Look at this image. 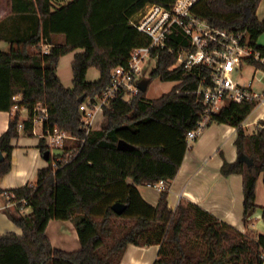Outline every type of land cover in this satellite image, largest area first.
Instances as JSON below:
<instances>
[{"label": "trees", "instance_id": "16d2710c", "mask_svg": "<svg viewBox=\"0 0 264 264\" xmlns=\"http://www.w3.org/2000/svg\"><path fill=\"white\" fill-rule=\"evenodd\" d=\"M260 1L199 0L192 12L214 27L247 32L249 46L264 56V46L256 43L264 31V19L256 16ZM173 2L9 0L10 20L0 21V40L9 44L7 52L0 50V111L17 109L0 135V177L11 167V140L20 132L32 133L35 105L47 109L46 124L56 125L74 140L51 154L40 139L41 154L48 152V166L37 171L35 183L0 188L6 204H14L17 212L29 209L19 215L6 210L21 234L0 235V264H120L128 245H157L153 264L264 263V234L243 233L192 202H180L174 210L168 206L169 181L190 147L185 136L202 113L197 90L210 84L206 67L176 65V50L183 43L179 33L164 48L151 50L156 58L147 78L149 83L156 77L175 82L167 93L147 99L139 91L128 101L118 98L103 107L96 130L86 133L81 125V102L103 93L111 70L126 65L134 48L150 42L128 20L148 3L170 7ZM58 36L63 37L61 43L55 41ZM42 45L49 46L47 53ZM70 52L71 87H65L56 68ZM245 63L264 72L257 61ZM90 68L98 71L94 81L86 80ZM18 95L19 100H14ZM257 102L229 101L211 115L209 123L236 129L238 159L234 163L223 159L220 172L242 177L244 225L258 208L259 177L264 183V123L250 134L241 125ZM20 108L26 109V119L20 120ZM120 140L135 148L118 149ZM161 180L164 189L151 206L137 186ZM114 203L125 205L121 214L112 211ZM50 220L72 221L80 248L66 252L53 247L45 233Z\"/></svg>", "mask_w": 264, "mask_h": 264}, {"label": "crops", "instance_id": "0c3cea01", "mask_svg": "<svg viewBox=\"0 0 264 264\" xmlns=\"http://www.w3.org/2000/svg\"><path fill=\"white\" fill-rule=\"evenodd\" d=\"M2 11L3 9L0 8V20ZM257 18L263 19L259 16ZM56 38H61L63 41L62 36ZM256 43L264 46V31L257 37ZM241 68L242 65L238 70ZM260 71L263 73L262 78H259L260 85H253V81L240 85L252 92L261 94L264 91V72ZM257 101L254 109L241 124L247 134L252 133L259 123H264V96ZM15 111L14 109L11 112L0 111V135L7 129L9 120ZM18 112L20 120L27 118L26 109L20 108ZM97 128L95 127L94 130ZM40 132V126L35 124L31 134L25 135L20 132L18 137L11 140L13 148L11 167L8 173L0 177L2 190L35 183L37 171L48 166L47 159L39 149ZM235 137L236 129L234 127L217 123L208 124L192 142L183 157L176 176L169 181L167 203L169 208L174 210L180 202H192L243 233H248V229H253L256 230L255 234H264V231H259V229L264 228V221L261 217L262 209L257 204L258 208L249 217L247 225L242 222L241 175L224 176L220 172L223 159L229 163H234L238 159L237 149L234 145ZM137 189L146 203L151 206L156 205L160 190L147 184L139 185ZM6 210L11 214L19 215L29 212V209L17 212L14 204H6L4 194H0V235L6 233L20 235L21 229L9 219ZM45 233L51 245L57 249L72 252L80 248L75 226L70 220H50ZM157 252V245L145 247L128 245L120 264H153Z\"/></svg>", "mask_w": 264, "mask_h": 264}, {"label": "built area", "instance_id": "2783aa9c", "mask_svg": "<svg viewBox=\"0 0 264 264\" xmlns=\"http://www.w3.org/2000/svg\"><path fill=\"white\" fill-rule=\"evenodd\" d=\"M198 1L174 0L170 7L148 3L128 20V23L146 35L150 42L147 46L134 48L126 65L111 70L109 83L103 93L81 102V125L86 133L94 130L95 115L97 112L102 115L104 106L118 98L128 101L138 95V82L147 78L142 77L143 65L147 59L156 58L151 57V50L164 48L168 39L175 33H179L183 39V43L176 50V65H183L185 68L198 65L210 70V84L201 85L197 90L203 109L195 128L185 136L188 146L210 123L211 115L218 112L227 102L259 100L264 96V91L261 94L252 92L235 82L232 77L247 59L264 65V56L249 46L247 32L217 28L195 16L192 7ZM41 50L47 53L49 46L42 45ZM19 98V95L13 97L14 100ZM13 109L16 110L17 106ZM47 120V109L40 104L35 105L33 126H40L39 136L47 148L61 150L68 146V142L74 140L56 125L46 124ZM18 128L22 129L21 123ZM148 185L162 191L165 183L161 180Z\"/></svg>", "mask_w": 264, "mask_h": 264}, {"label": "rangeland", "instance_id": "374dc122", "mask_svg": "<svg viewBox=\"0 0 264 264\" xmlns=\"http://www.w3.org/2000/svg\"><path fill=\"white\" fill-rule=\"evenodd\" d=\"M0 8L3 9L1 13V20L7 22L10 20V14H9V0H0ZM256 15L264 19V0H261L257 11ZM56 43H61L62 39L61 38H56L55 39ZM0 50L3 52H7L9 50V44L5 42L4 40H0ZM73 57V52H70L66 55H63L57 64L56 68V74L61 81L62 85L65 87H71V67H70V62ZM155 60L154 59H147L145 61V64L143 65V70H142V77H147L151 69L154 67ZM263 73L260 70L255 69L252 65H249L247 63H242V68L238 70L237 72H234L232 74L233 80L239 84L242 83H248L253 81V85L258 86L261 84L259 81V78H262ZM98 78V71L95 68H90L87 71L86 74V80L87 81H94ZM263 83V82H262ZM175 84L173 81H160L159 78H153V80L149 83L147 86V89L144 93L145 98L147 99H153V98H158L161 95L167 93L172 86ZM101 114L100 112H97L95 115V120H94V127H98L101 123ZM73 141L68 142V146L72 144ZM192 145V142L191 144ZM57 152V149H52L51 154H54ZM257 194H256V201L255 203L259 207H264V183L262 181V178H259L257 181ZM249 232L247 233L248 235H255L256 230L253 229H248ZM259 231H264L263 229H259Z\"/></svg>", "mask_w": 264, "mask_h": 264}, {"label": "water", "instance_id": "95a60500", "mask_svg": "<svg viewBox=\"0 0 264 264\" xmlns=\"http://www.w3.org/2000/svg\"><path fill=\"white\" fill-rule=\"evenodd\" d=\"M148 84H149V79L148 78H144V79L140 80L138 82V88H139V90L141 92H145L146 89H147ZM117 148L120 149V150H132L135 147L132 146V145H130V144H128V143H126V142H124V141H122V140H120L117 143ZM47 154H48V152H46L43 155L46 159H47ZM1 160H2V155L0 153V161ZM249 162L251 163V160H249ZM111 208H112V211L114 213L121 214L124 211V209H125V205H123L121 203H114Z\"/></svg>", "mask_w": 264, "mask_h": 264}]
</instances>
